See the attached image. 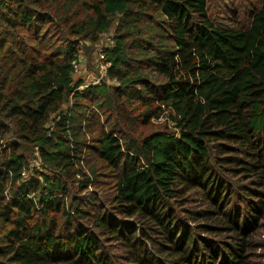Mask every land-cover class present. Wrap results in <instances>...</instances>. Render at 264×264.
Segmentation results:
<instances>
[{"label": "trees", "instance_id": "1", "mask_svg": "<svg viewBox=\"0 0 264 264\" xmlns=\"http://www.w3.org/2000/svg\"><path fill=\"white\" fill-rule=\"evenodd\" d=\"M207 7L0 0V264H102L109 238L133 264H264V1L241 28L214 23ZM104 35L117 102H137L144 125L163 117L162 129H93L103 111L93 92L110 87L79 89L75 75L82 45ZM96 163L113 181L110 209L92 201L88 227L78 204L100 183ZM233 193L240 207L227 210ZM192 194L204 208H185Z\"/></svg>", "mask_w": 264, "mask_h": 264}, {"label": "rangeland", "instance_id": "2", "mask_svg": "<svg viewBox=\"0 0 264 264\" xmlns=\"http://www.w3.org/2000/svg\"><path fill=\"white\" fill-rule=\"evenodd\" d=\"M264 0H208V14L210 19L214 23H227L229 25H234V27L241 28L246 25L248 17L251 13V11ZM113 29H115V23L114 26L110 29V34L113 32ZM134 39V38H133ZM100 41V42H99ZM96 44H92L89 41H86L84 43L85 46L82 45L80 49V62L78 65L79 71L76 73V77H80L82 79V85L79 87V89H84L88 85H93L95 83L103 82L104 86L106 85L109 88V93L105 94V96H109L108 98L112 99V102H109L107 100L104 102L105 96L99 95L97 92H93L95 97H99L98 102L102 103L103 111L102 115L99 116V124L95 125L93 129L96 130V128H100L101 125H103L104 129L110 130V126L112 123L117 125V129H119L124 137L134 136V137H142L146 136L155 129H162L164 125L166 124V121L163 117L159 119L151 118L150 122L147 125H144L141 120L144 117L143 110L139 106L137 102L134 103H124V102H117L115 95H114V87L118 85L117 82H115L114 79L110 78V76H106L105 72L102 71V68L106 67V63L109 65V61L105 62L107 57H103L104 52L102 51L103 47H108L109 45H113V40L108 37V35H104L101 37ZM136 41V40H135ZM100 67V68H99ZM99 74V75H98ZM78 79V78H77ZM101 80V81H100ZM103 80V81H102ZM86 112H90L94 107L88 101ZM123 107V108H122ZM105 110L107 112H105ZM120 113V114H119ZM107 115L111 116V119L108 121V124L106 123L105 118ZM109 119V118H108ZM106 123V124H105ZM128 125H132L131 128L128 127ZM93 131H90V133L87 136V142H89L95 137V133H92ZM39 164V163H38ZM102 163H96V168L99 170L100 177H97V181H100V183H96V187H89L86 191H83L80 193V202L79 206L84 207L85 210H87L91 216L92 219L90 222L83 221L85 223V226L90 227L91 223L94 218L97 217L98 214V206L94 205L95 207H92L93 204L92 201H96L100 204V202H105L103 205H105V211L109 210L110 208V200L109 195L110 191V181L111 184H113V181L107 177V173H109V170L106 166H101ZM103 167V168H99ZM106 176V177H105ZM81 179V177H80ZM233 183L239 182L237 178L232 179ZM73 193H77L79 190L73 180L70 182V190ZM234 199V204L231 206L229 205L228 209H232L234 206L238 205V202L236 196L234 193L230 195ZM94 198V200H93ZM201 197L197 194L191 195V202L188 203L185 208L188 209H202L204 208V203L202 201L199 202V199ZM95 203V204H96ZM240 204V203H239ZM239 206V205H238ZM104 207V206H103ZM240 207V206H239ZM97 208V209H95ZM70 209V208H69ZM71 210V209H70ZM226 208L224 209V212L227 211ZM86 211V212H87ZM264 212V210H263ZM112 217H115L116 219H119V216L114 214L112 211L107 212ZM182 215V214H180ZM65 219L64 216L57 217V220L59 222H62ZM261 225L264 226V220H260ZM192 224V223H191ZM193 225V224H192ZM97 233V231L95 230ZM228 234L225 233L224 235H219L216 237H213L211 235H208L207 237L210 239V241H214L215 244H220L219 241H227ZM262 239H264V229L259 236ZM103 239V238H101ZM106 239V238H105ZM208 239V240H209ZM264 242V241H263ZM213 244V243H212ZM214 245V244H213ZM215 247V246H214ZM99 252L103 253V261L102 264H133L132 261L128 260V254L123 250V247L116 244L112 239H106V241L103 242L102 247L100 248ZM257 253L263 255L264 254V246L259 248L257 250ZM259 260L263 261L264 258H259ZM160 261V260H159Z\"/></svg>", "mask_w": 264, "mask_h": 264}]
</instances>
